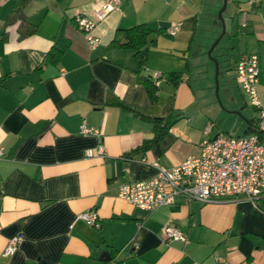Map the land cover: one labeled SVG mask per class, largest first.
Masks as SVG:
<instances>
[{
    "label": "crops",
    "instance_id": "0c3cea01",
    "mask_svg": "<svg viewBox=\"0 0 264 264\" xmlns=\"http://www.w3.org/2000/svg\"><path fill=\"white\" fill-rule=\"evenodd\" d=\"M17 1L0 0V264H264V211L250 200L179 196L146 211L118 196L123 183L154 176L152 163L198 156L203 138L255 131L257 111L243 107L234 65L257 55L264 106V0H233L245 31L231 22L213 54L220 103L196 93H215L206 50L220 32L217 0H120L96 24L94 48L73 17L93 18L103 0H27L36 30L24 38L17 23L4 25ZM139 23L158 30L140 71L132 50L108 46L118 28ZM170 72L180 74L177 85ZM152 73L161 74L155 101L139 78L154 83ZM83 123L99 134H83ZM99 146L103 156L85 155ZM86 209L96 210L98 227L76 220ZM167 224L185 240L164 241ZM17 233L16 252L2 256Z\"/></svg>",
    "mask_w": 264,
    "mask_h": 264
},
{
    "label": "built area",
    "instance_id": "2783aa9c",
    "mask_svg": "<svg viewBox=\"0 0 264 264\" xmlns=\"http://www.w3.org/2000/svg\"><path fill=\"white\" fill-rule=\"evenodd\" d=\"M119 3L120 0H103L93 11V18L84 13L74 15V24L82 32L89 48H94L99 43V38L93 34L96 24ZM178 27L177 24L171 26L167 30L168 34L174 35ZM258 72V57L254 53L242 56L234 65L235 77L246 93L249 104L257 111L254 132L245 136L219 134L211 139L203 138L198 156H188L172 167L152 163L156 168L154 176L123 183L119 187L118 196L146 211L171 204L179 196L201 203H221L243 197L257 206L258 199L264 196V106L257 93ZM152 77L154 85L158 86L161 74L152 73ZM80 131L83 134H99L84 123ZM85 155L103 156L104 149L101 146L88 148ZM76 220H82L93 228L99 225L95 209L82 211ZM22 239L21 233L12 236L3 249L2 256L13 255ZM163 239L166 242L183 241L185 234L176 226L167 224L163 229Z\"/></svg>",
    "mask_w": 264,
    "mask_h": 264
},
{
    "label": "trees",
    "instance_id": "16d2710c",
    "mask_svg": "<svg viewBox=\"0 0 264 264\" xmlns=\"http://www.w3.org/2000/svg\"><path fill=\"white\" fill-rule=\"evenodd\" d=\"M27 0H18L11 12L4 20L5 26H10L17 23V31L19 38H24L35 32L36 26L30 23L24 13V6ZM74 22V17H73ZM158 30L150 28L146 23H139L128 28H118L112 40L109 43V47L128 49L134 52L135 58L138 60V71L142 70L145 66L147 60V53L149 46L155 42V37L153 33ZM58 54L54 50H50L47 54V58L52 60ZM140 81L144 85L148 96L152 101L157 99L156 91L157 86L154 85L148 78L139 77ZM165 78L172 85H177L180 81V74L178 72H170L165 75ZM130 108V107H128ZM131 110L138 112L137 110L130 108ZM157 136L154 139L146 140L142 143L140 148L148 147L151 141H155ZM257 207L264 211V196H261L257 201Z\"/></svg>",
    "mask_w": 264,
    "mask_h": 264
},
{
    "label": "rangeland",
    "instance_id": "374dc122",
    "mask_svg": "<svg viewBox=\"0 0 264 264\" xmlns=\"http://www.w3.org/2000/svg\"><path fill=\"white\" fill-rule=\"evenodd\" d=\"M207 1V0H206ZM218 2H219V7H218V9L215 11V13H214V24L215 25H217V28H219V30L221 31V23H220V21L218 20V18H217V13H218V10L221 8V6H222V0H217ZM209 9V8H208ZM206 10V9H205ZM234 11H235V9H234V6H233V0H227V6H226V9L223 11V13H222V17H223V19H224V24H225V27H227L228 28V26H229V24L231 23V22H233V24H235V26L237 27V25H238V23L237 22H239L240 20H238L236 17L234 18ZM239 24H240V22H239ZM237 28H239L240 29V31L241 32H244L245 31V29H241L240 27H237ZM219 34H220V32H219ZM218 34V35H219ZM218 35L216 36V38L218 37ZM215 38V39H216ZM215 39H213V41L215 40ZM213 41L211 42V44L213 43ZM226 41H227V36H226V34L220 39V41H219V43L217 44V46H216V50L214 49V51L212 52V55L214 54H217V50L219 49L220 50V47L221 46H223V44H225L226 43ZM210 44V45H211ZM210 45H209V47H210ZM209 47L207 48V50H206V52L208 51V49H209ZM206 58H207V60L211 63L210 65H211V75H212V83H211V86L214 88V90H213V92H215V89H216V87H215V73H216V67H215V64L212 62V61H210L209 60V58H208V56H206ZM220 68V67H219ZM219 70V69H218ZM220 72L222 73V69H220ZM218 80H219V78H218ZM196 93L198 94V96L199 97H201L202 96V94H205V97H207V98H210V99H213V100H215L216 99V97L214 96V94L213 93H210V92H205V91H196ZM243 94V93H242ZM243 97L244 98H241L242 99V103H243V107L244 108H247V109H249L250 111H252V109H251V105L249 104V102H248V99L246 98V96L243 94ZM166 98H171V97H167L166 96ZM219 98V97H218ZM244 99V100H243ZM245 100H246V105H245ZM230 135H235V133H229ZM238 136H244V134L243 133H241V134H238Z\"/></svg>",
    "mask_w": 264,
    "mask_h": 264
},
{
    "label": "water",
    "instance_id": "95a60500",
    "mask_svg": "<svg viewBox=\"0 0 264 264\" xmlns=\"http://www.w3.org/2000/svg\"><path fill=\"white\" fill-rule=\"evenodd\" d=\"M227 6V0H222V6L221 8L218 10L217 13V18L221 23V31L220 34L218 35V37L213 41V43L210 45L208 51L206 52V55L208 56L209 60L212 61L215 64L216 67V73H215V97L217 99V101L220 103V100L218 98V80H217V76L219 73V67H218V60L216 59V57H214L212 55L213 50L216 48L217 44L219 43L220 39L224 36L225 32H226V27L224 24V19L222 17V13L223 11L226 9ZM102 255H106V252L102 253Z\"/></svg>",
    "mask_w": 264,
    "mask_h": 264
}]
</instances>
